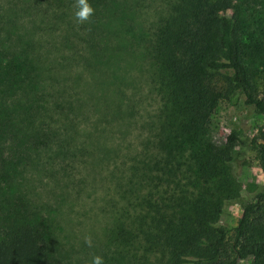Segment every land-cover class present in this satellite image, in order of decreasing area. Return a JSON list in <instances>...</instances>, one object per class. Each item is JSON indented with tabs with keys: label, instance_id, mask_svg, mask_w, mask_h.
I'll list each match as a JSON object with an SVG mask.
<instances>
[{
	"label": "trees",
	"instance_id": "trees-1",
	"mask_svg": "<svg viewBox=\"0 0 264 264\" xmlns=\"http://www.w3.org/2000/svg\"><path fill=\"white\" fill-rule=\"evenodd\" d=\"M253 1L88 0L94 13L81 24L75 0H0V264H59L48 225L5 194L31 152L70 154L90 106L97 133L129 109L105 90L120 87V63L137 50L155 122L116 185L106 264H264V184L242 195L230 166L246 142L236 131L223 146L209 137L223 102L264 117V37L248 35L244 16ZM248 145L264 174V125ZM230 204L242 212L226 231L218 221Z\"/></svg>",
	"mask_w": 264,
	"mask_h": 264
},
{
	"label": "rangeland",
	"instance_id": "rangeland-1",
	"mask_svg": "<svg viewBox=\"0 0 264 264\" xmlns=\"http://www.w3.org/2000/svg\"><path fill=\"white\" fill-rule=\"evenodd\" d=\"M40 16L32 14L34 20ZM244 16L248 35L261 30L264 37V0H254ZM19 27L21 31L32 30L27 16H20ZM147 66L141 50L120 63L123 82L120 87L111 86L105 93L110 100L121 96L130 104L129 109L100 125L97 133V112L90 106L84 112L86 118H82L76 140L68 146L70 154L53 161L42 154L49 150L31 152L24 180H19L13 192L5 194L20 199L24 203L21 207L30 209L29 214L24 213L27 219L48 225L49 241L59 264H90L95 255L102 256L106 264L109 251L105 234L110 204L116 198V185L131 156L150 138L155 122L157 100L149 90ZM262 125L264 117L254 115L253 109L241 101L221 103L211 117L209 137L216 145L223 146L231 131H236L246 142L237 147L241 153L230 164L242 195L253 193L264 184L255 152L248 145ZM241 212L238 204L226 205L218 226L230 231ZM86 235L92 238L91 247L85 243Z\"/></svg>",
	"mask_w": 264,
	"mask_h": 264
},
{
	"label": "clouds",
	"instance_id": "clouds-1",
	"mask_svg": "<svg viewBox=\"0 0 264 264\" xmlns=\"http://www.w3.org/2000/svg\"><path fill=\"white\" fill-rule=\"evenodd\" d=\"M75 3L77 9L75 12V17L77 22L82 24L85 21H88L94 13V9L89 4L88 0H75ZM84 240L89 247L92 246V238L90 235H86ZM90 264H104V259L100 255H95L92 257Z\"/></svg>",
	"mask_w": 264,
	"mask_h": 264
}]
</instances>
